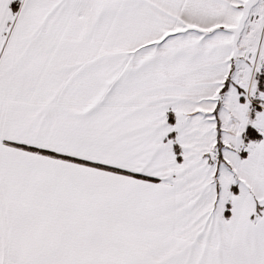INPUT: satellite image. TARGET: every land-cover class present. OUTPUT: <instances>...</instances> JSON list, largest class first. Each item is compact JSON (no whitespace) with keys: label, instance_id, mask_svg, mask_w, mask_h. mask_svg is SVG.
Listing matches in <instances>:
<instances>
[{"label":"snow or ice","instance_id":"obj_1","mask_svg":"<svg viewBox=\"0 0 264 264\" xmlns=\"http://www.w3.org/2000/svg\"><path fill=\"white\" fill-rule=\"evenodd\" d=\"M0 264H264V0H0Z\"/></svg>","mask_w":264,"mask_h":264}]
</instances>
